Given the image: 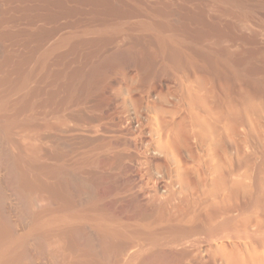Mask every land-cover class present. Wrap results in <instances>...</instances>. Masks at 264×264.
Instances as JSON below:
<instances>
[{
	"label": "rangeland",
	"instance_id": "rangeland-1",
	"mask_svg": "<svg viewBox=\"0 0 264 264\" xmlns=\"http://www.w3.org/2000/svg\"><path fill=\"white\" fill-rule=\"evenodd\" d=\"M247 248L264 251V0H0V264Z\"/></svg>",
	"mask_w": 264,
	"mask_h": 264
},
{
	"label": "bare ground",
	"instance_id": "bare-ground-1",
	"mask_svg": "<svg viewBox=\"0 0 264 264\" xmlns=\"http://www.w3.org/2000/svg\"><path fill=\"white\" fill-rule=\"evenodd\" d=\"M201 122V124L203 123L202 121H200ZM206 135V134H205ZM206 137V136H205ZM207 138V137H206ZM209 197V196H208ZM71 215V214H70ZM69 215V216H70ZM99 218V217H98ZM94 219V218H93ZM70 221V220H69ZM34 223V222H33ZM70 223V222H69ZM14 226V225H13ZM8 227H9V225H8ZM11 227V226H10ZM38 227V226H37ZM221 229V228H220ZM51 230V229H50ZM78 230V229H77ZM90 232V231H89ZM126 232V231H125ZM10 233H11V235H10V237L12 236H14L15 235V233L13 232V231H10ZM127 233V232H126ZM254 233V232H253ZM77 235V234H76ZM88 235V234H87ZM168 235V234H167ZM70 236V235H69ZM154 236V235H153ZM256 236H257V234H256ZM15 237V236H14ZM81 237V236H80ZM259 237V236H258ZM257 237V238H258ZM52 238V237H51ZM71 238V237H70ZM13 238H11L10 240H12ZM15 239H17V238H15ZM22 239H24V238H22ZM60 239V238H59ZM247 239V238H246ZM255 239V238H254ZM248 240H249V238H248ZM6 241V240H5ZM20 241V240H19ZM24 241V240H23ZM28 241V240H27ZM16 242H18V241H16ZM46 242V241H45ZM7 243H11V242H7ZM6 243V244H7ZM24 243V242H23ZM263 243V242H262ZM261 243V244H262ZM12 244H14V243H12ZM59 245V244H58ZM8 246V245H7ZM9 247V246H8ZM54 247V246H53ZM2 248V247H1ZM4 248H7V247H4ZM4 248H2L3 249V251H4ZM10 248V247H9ZM9 248H8V250H9ZM237 248H239V247H237ZM15 249V248H14ZM21 249V248H20ZM23 249V248H22ZM6 250V249H5ZM25 250V249H24ZM51 250V249H50ZM64 250V249H63ZM68 250V249H67ZM240 249H238V252H236L235 254H232V255H226V257H227V259H230V260H232L234 263H236V264H245L246 263V261H251L250 263H252V264H264V251H258V250H256L255 248H252V249H249V248H247V255H244V254H242L240 251H239ZM236 251V250H235ZM19 252V251H18ZM21 252V251H20ZM29 252V251H28ZM28 252H25V251H23V253H24V255L23 256H26V258H27V256H28ZM0 254H1V252H0ZM4 254H5V252H4ZM21 255H22V253H21ZM1 256H3V255H1ZM230 257V258H229ZM57 258V257H56ZM66 260V259H65ZM30 261V260H29ZM32 261V260H31Z\"/></svg>",
	"mask_w": 264,
	"mask_h": 264
}]
</instances>
